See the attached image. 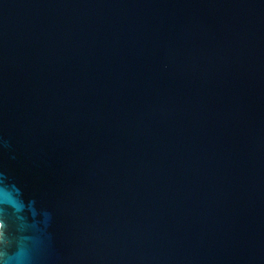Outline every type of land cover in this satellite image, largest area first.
<instances>
[{
	"label": "water",
	"instance_id": "1",
	"mask_svg": "<svg viewBox=\"0 0 264 264\" xmlns=\"http://www.w3.org/2000/svg\"><path fill=\"white\" fill-rule=\"evenodd\" d=\"M0 264H264V0H0Z\"/></svg>",
	"mask_w": 264,
	"mask_h": 264
}]
</instances>
